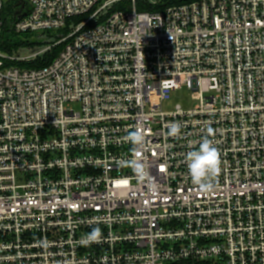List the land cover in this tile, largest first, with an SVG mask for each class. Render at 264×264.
Returning a JSON list of instances; mask_svg holds the SVG:
<instances>
[{"label": "built area", "instance_id": "obj_1", "mask_svg": "<svg viewBox=\"0 0 264 264\" xmlns=\"http://www.w3.org/2000/svg\"><path fill=\"white\" fill-rule=\"evenodd\" d=\"M171 1H19L15 33L58 34L0 48V264H264V0ZM184 86L198 105L164 111ZM137 127L147 178L125 163ZM205 137L207 195L186 163Z\"/></svg>", "mask_w": 264, "mask_h": 264}, {"label": "clouds", "instance_id": "obj_2", "mask_svg": "<svg viewBox=\"0 0 264 264\" xmlns=\"http://www.w3.org/2000/svg\"><path fill=\"white\" fill-rule=\"evenodd\" d=\"M212 129H208L209 136L212 134ZM181 132L179 122H173L168 125V135L176 137ZM132 145L134 159L125 163L132 168V171L141 178H147L148 172L146 165L142 162L141 152L145 146V135L140 127L129 132L125 138ZM186 163L191 182L203 194H210L216 190L217 178L220 174V154L218 148L213 141L208 137L203 138L199 142V147L196 150L189 151L186 155ZM101 230L96 227L92 232L82 239V243L87 245L92 242H97L100 238Z\"/></svg>", "mask_w": 264, "mask_h": 264}, {"label": "trees", "instance_id": "obj_3", "mask_svg": "<svg viewBox=\"0 0 264 264\" xmlns=\"http://www.w3.org/2000/svg\"><path fill=\"white\" fill-rule=\"evenodd\" d=\"M20 0H5L4 4V9H3V20H4V29L3 33L0 37V48L3 51H12L13 49L19 50L20 47L25 46H34L36 44H39L40 46H47L48 44H53L57 40V35L55 33H50L48 34L47 38L44 39L43 41H38V40H21L19 41H13L12 37H19L22 36L25 33L22 34H17L14 32L13 29H11V22L14 16V12L18 8ZM195 0H172L170 5H181V4H188V2H193ZM28 34V33H26ZM32 36V34H29ZM64 44L55 46L53 47L50 51L45 53V55L39 57L38 59L34 60L33 62L30 63H24L22 64L23 67L25 68H35V67H46L49 66V64L54 61V59L58 56L59 52L62 50ZM17 65V64H16Z\"/></svg>", "mask_w": 264, "mask_h": 264}, {"label": "rangeland", "instance_id": "obj_4", "mask_svg": "<svg viewBox=\"0 0 264 264\" xmlns=\"http://www.w3.org/2000/svg\"><path fill=\"white\" fill-rule=\"evenodd\" d=\"M53 33H55V35L58 34V32H53ZM47 36L48 33L45 35H42L41 33H33L32 36H30L29 34H23L22 36L19 37H12V40L19 41V39H21V40H31V41L33 40L43 41L44 39L47 38ZM40 50H41V46L39 44H36L34 46H29V47L22 46L20 47L19 50L13 49L11 54L16 56L17 58L29 57L34 55L35 52H38ZM198 101L199 99L196 93L191 90H188L187 87L184 86L178 89L177 92H173L171 99L164 102L163 110L166 112H172L177 109L178 105H180L184 109H192L193 107L198 105Z\"/></svg>", "mask_w": 264, "mask_h": 264}]
</instances>
